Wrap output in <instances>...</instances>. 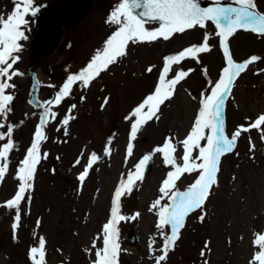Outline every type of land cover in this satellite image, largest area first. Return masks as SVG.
I'll use <instances>...</instances> for the list:
<instances>
[{
	"label": "rangeland",
	"instance_id": "1",
	"mask_svg": "<svg viewBox=\"0 0 264 264\" xmlns=\"http://www.w3.org/2000/svg\"><path fill=\"white\" fill-rule=\"evenodd\" d=\"M52 1L34 0L40 8ZM222 1L236 5L234 0ZM256 2L259 10L264 12V0ZM118 3L119 0H95L92 11L81 23L63 29L62 39L69 38L71 47L63 52L57 49L38 61L36 69L41 81L42 102L54 99L67 76L79 72L117 30V25L107 21ZM13 7V0H0V15L10 13ZM32 25H27L28 39L21 41L23 50L18 53L20 60L14 66L23 75L12 81L16 85L10 90L15 96L12 111L6 119L0 118V124H3L0 132L6 133L9 124L15 126L11 139L16 144L9 156L6 176L0 182V264H32L29 248L38 243L40 236L46 239L47 264H91L94 251L90 255L85 250L91 249L109 216L113 192L122 174L131 170L144 154L162 145L166 136L176 140L186 136L200 107L201 93L210 88L209 81L218 80L226 66L225 57L215 35L218 30L208 22L206 28L196 27L167 41L130 42L127 55L102 72L103 75L90 86L75 85L70 97L53 106L58 115L47 124V140L42 142L40 150L41 156L47 154V158L41 159L33 187L21 203L20 227L13 239L12 224L16 212L6 208L4 203L18 189L19 162L33 141L43 112V107L35 108L28 102L33 91L28 67L36 57L34 33L30 32ZM158 26V23L146 25L149 29ZM206 32L212 33L209 41L212 50L200 54L199 62L186 59L174 66L173 74L180 68L194 71L176 86L173 98L161 106L160 119H154L142 128L134 142L132 157L126 159L131 122L125 117L153 91L163 67V57L200 43ZM229 43L237 62L251 55L264 58V36L250 31L236 32ZM152 65L155 66L153 71L147 72ZM261 69H264V59L240 74L226 98L224 118L229 136L238 125L247 126L249 120L254 121L264 113V72ZM53 85L56 89L51 87ZM72 104L76 105L71 109L74 119L64 126L62 120ZM249 138L255 145L252 151ZM109 141L110 156L104 154ZM6 142L7 138L0 140V145ZM91 152L102 158L81 184L78 175ZM177 155H182V149H178ZM77 159L81 160L80 164H76ZM169 170L161 154H156L143 182H138L139 186L131 195L122 199L123 214L141 213L136 221L121 222L119 226L120 255L126 254L135 264H154L149 258L151 238L155 237L156 248L162 244L155 227L157 216L155 211H149V207L158 197L160 183ZM195 177V173L186 174L177 187L184 190ZM203 211L206 213L203 222L199 219L200 210L187 218L166 264H204L205 259L209 264H249L253 252L258 250L253 247L254 234L264 233V140L260 131L253 129L242 133L235 150L221 158L218 185L213 187ZM130 232H135L137 237L132 245L127 242ZM206 241H210V251L206 249V256L202 258L200 252ZM100 246L97 241V247Z\"/></svg>",
	"mask_w": 264,
	"mask_h": 264
},
{
	"label": "snow or ice",
	"instance_id": "2",
	"mask_svg": "<svg viewBox=\"0 0 264 264\" xmlns=\"http://www.w3.org/2000/svg\"><path fill=\"white\" fill-rule=\"evenodd\" d=\"M232 4L221 5L216 0L215 6L202 7L200 0H119L114 7L108 23L117 25L114 31L105 41L103 48L98 49L89 62L79 72L67 76L55 98L39 105L43 107L39 124L34 132L33 141L26 150L23 160L19 162L16 179L19 181L15 195L8 199L4 206L14 209L16 214L12 229L13 239L15 232L20 227V206L25 200L26 193L33 187L37 166L42 158V142L47 140L45 128L50 119L58 115L53 111V106H58L72 95V89L80 84L84 87L96 80L102 72L117 63L118 59L127 55L129 43L154 42L158 39L170 40L176 34H183L187 30L196 27L206 28L208 22H212L216 29L215 35L219 38V44L225 57L226 66L215 82L209 81L210 88L201 93L200 107L193 123L182 140H176L173 136H166L162 145H157L149 153L144 154L126 174H122L113 192L109 216L102 225L101 232L92 242L91 249H86L91 255L94 251V259L91 264H119L121 253L120 224L121 222L136 221L141 217L139 211L131 215L122 213V199L131 195L137 188L138 182L142 183L149 163L156 154H161L163 162L170 170L162 179L158 188L159 195L152 201L149 211H155L157 221L155 227L162 240L159 248H156L155 237L149 242V258L154 264H166L169 253L175 249L176 242L180 238L181 230L186 225L187 218L197 210L201 211L199 219L203 222L206 213L204 206L209 199L212 189L218 185L221 158L235 150L238 139L242 133L256 129L261 132L264 140V113H260L254 121L249 120L247 126L238 125L229 136L226 133L224 106L226 98L231 94L235 80L245 72L250 65L260 61L258 55H251L242 62L234 60L230 50V38L239 30L251 31L258 36H264V12L258 8L256 0H234ZM13 10L5 15H0V118L6 119L12 111L11 105L15 99L9 90L16 88L13 78L22 76L23 73L15 69L23 50L21 41H26L27 17H35L40 7L34 0H13ZM139 10V11H138ZM149 23H158V27L149 29ZM212 33L206 32L202 41L191 44L174 54L163 57V67L158 76L157 83L150 92L132 111L125 117L130 121L129 141L126 147V159L131 158L134 152L138 134L142 128L152 120L160 119L161 106L171 100L175 95L176 86L194 71L180 68L173 74L174 66L182 64L186 59L199 62L202 53H209L213 45L209 43ZM155 66H149L146 71L152 72ZM264 72V69L260 70ZM206 73V69H205ZM171 74V75H170ZM55 87V86H53ZM31 103V101H30ZM107 103V98L105 100ZM76 105H70V111L64 116L62 123L67 126L74 119L71 109ZM3 127V124H0ZM14 125L9 124L7 132H0V140L7 142L0 145V182L3 181L8 171L9 156L16 144L12 137ZM203 142V143H202ZM250 151L255 145L249 138ZM111 141L105 148V155H111ZM178 149H182V155L178 156ZM195 153V155H194ZM102 157L96 152H91L83 171L78 175V180L83 182L88 178L94 165ZM81 160L77 159L76 164ZM196 174L195 179L184 190L177 187L178 182L186 174ZM253 247L258 249L253 252L249 264H264V233H255ZM100 241V247H97ZM210 241H206L201 249V257L206 256V249ZM159 252V254H156ZM46 239L40 236L38 243L29 248V259L32 264H47ZM204 264H209L204 260Z\"/></svg>",
	"mask_w": 264,
	"mask_h": 264
},
{
	"label": "water",
	"instance_id": "3",
	"mask_svg": "<svg viewBox=\"0 0 264 264\" xmlns=\"http://www.w3.org/2000/svg\"><path fill=\"white\" fill-rule=\"evenodd\" d=\"M215 2L204 4L200 0L202 7L215 6ZM92 5V0H57L54 5L45 10L38 19L36 37L34 40L35 51L38 57L47 55L57 46L62 25H75L83 19ZM222 5V4H221ZM139 11V10H138ZM131 242H135L132 235ZM119 264H132L129 260L121 257Z\"/></svg>",
	"mask_w": 264,
	"mask_h": 264
}]
</instances>
